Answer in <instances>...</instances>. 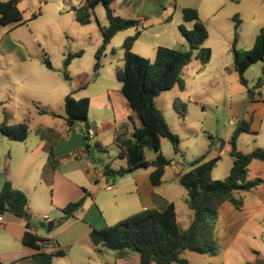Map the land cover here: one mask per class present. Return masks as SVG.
<instances>
[{"label": "rangeland", "instance_id": "374dc122", "mask_svg": "<svg viewBox=\"0 0 264 264\" xmlns=\"http://www.w3.org/2000/svg\"><path fill=\"white\" fill-rule=\"evenodd\" d=\"M81 1L20 0L19 8L25 19L31 18L38 12H41V15L36 20L16 27L4 41V45L9 49H12L13 45L20 47V53H14V56L30 58L32 61L30 72L34 75L40 76V70H43L59 77L60 84H52L50 92L44 93L39 89L30 92L33 98H37L36 101L41 102L43 108L65 117V97L67 95L76 92L73 95L76 99L90 95L98 101L101 96L109 95L108 100L110 99L112 107L109 106L103 110L100 109L102 107L99 104H96L91 107L88 117L90 129L105 128L104 133L99 135L101 141L96 136L86 139V124L84 122H77L74 128L68 132L71 138L66 151H74L77 152V156L80 155L79 158H74L71 155L74 160L61 166V171H69L67 175L69 178L80 177L78 170L81 171L82 177H87L84 171L87 162H91L97 169H101L105 163L111 164L113 160H117L116 164L119 163L118 144L131 139L135 127L141 125L138 116L121 94L122 84L116 76V68L123 66V43L128 36L135 34V29L121 31L113 38L101 59V67L95 71V55L103 41L100 27L108 26L109 19L105 7L100 4L94 10L92 22L88 25H81L77 22L73 10V7L79 5ZM210 3L211 0H182L179 6L190 5L198 9L200 15L205 18L209 12ZM112 8L115 15L123 18L141 19L142 25L148 28L150 35L153 30L157 31L165 27L168 16H174L175 23L179 19V10L174 9L168 0H117L113 3ZM240 8L250 11V14L249 16L245 14L238 16V20H241L239 34L241 35V45H243V48L238 49H249L245 47L252 39L250 37L258 32L257 26L259 24L262 25L261 27L264 26V0H233L232 3H228L221 9L219 17L229 16ZM252 12L258 15L254 24L248 19ZM228 23L224 20L219 28L213 29L210 41L205 45L204 50L194 51L191 64L185 67L181 74L184 88L178 84L175 88L160 93L155 100L156 106L167 119L172 131L180 137L178 150L167 140L162 144V154L171 160V167L167 171L166 185L173 189L172 196L178 203L179 225L182 230L188 228L185 211L189 213L191 210L187 206H183L186 190L179 184H175L173 187L174 184L170 181V177L173 175L172 171L190 169L195 159L202 155L208 158L210 150L213 154H218L222 149H225L226 153L212 170L213 180L225 179L233 164L230 140L237 123L242 119L252 121V131L258 134H242L238 142L239 150L248 154L258 148L264 149V84L258 89H254L259 79L263 77L264 60L252 65L245 74L249 88L254 89L255 98L260 100V102L254 103L249 97L247 89L240 84L239 75L234 70L232 46L224 41L223 34H221V30H225L229 26ZM234 23H236L235 20ZM5 32H9V29H6ZM162 40V38L138 40L134 45L133 52L154 61L158 47L156 42H162ZM170 44L174 48L189 49V44L184 37L182 43L174 40ZM209 44L213 48L211 60L205 59L207 48H211L208 46ZM80 50L84 51V55L74 59L66 67L67 56ZM8 55L11 54L0 50V58ZM44 57L50 59L52 70H48L44 65ZM22 90L26 93L29 92L24 87ZM176 98H180L186 104V116L183 119L173 108ZM105 102L107 105V100ZM29 105L31 106L28 111L35 113L36 118L42 120L46 125L45 127L42 123L41 133L47 129L45 135L47 133H52L54 136L56 134L67 135L64 118L55 117L52 113L40 116L35 105L31 102ZM13 114L15 116L17 114L19 117L20 112L15 109ZM115 117L117 127L114 126ZM38 128V125L32 124L30 129V131L32 130V139L36 135L40 136V133L36 134ZM120 128L123 130V135L117 140L115 131H119ZM5 141L8 146L23 147L17 140ZM97 144L103 146L106 152L98 150ZM87 145L92 147V155L89 157H85L81 153L82 151L86 152ZM83 146L85 148L81 149ZM4 150L7 157L11 149L6 146ZM146 157L155 160L157 153L153 150H146ZM114 168H117L114 174L116 182L121 181L118 176L123 173L121 165L114 166ZM90 172L93 173V170ZM259 173L263 174L264 172L260 171ZM252 174H254V165L250 168L249 177ZM60 185L58 174L57 178H54V190L49 191V202H54L53 204L56 206L61 204ZM89 186H95V182H90ZM90 192H92V188ZM99 192L101 196L107 197V193L102 187ZM243 198L245 204H250L255 199L264 204V185L259 187V192L253 190L243 193ZM62 209V207L56 208L55 212L50 214L51 219L46 223L55 222V230L65 222V214ZM229 218L230 216L227 217V220L234 224L233 218L230 220ZM37 221L35 215L32 220L33 225L46 234L47 227L40 226ZM226 224V216H221L216 226L215 240L219 247L216 255L188 251L183 254V257L188 260L189 264H247L256 260L257 253L264 258V212L256 215L250 224H247L233 237L228 234ZM102 251L104 253L99 255L104 262L110 261L114 264H138L139 262V255L130 250L113 251L107 248Z\"/></svg>", "mask_w": 264, "mask_h": 264}, {"label": "trees", "instance_id": "16d2710c", "mask_svg": "<svg viewBox=\"0 0 264 264\" xmlns=\"http://www.w3.org/2000/svg\"><path fill=\"white\" fill-rule=\"evenodd\" d=\"M115 1L117 0H84L79 7H73V10L77 22L88 25L92 22L94 10L100 4L106 9L109 25L100 27L103 41L95 55V71L101 67V59L113 38L121 31L136 30L134 35L125 39L123 66L116 68L117 79L122 84L121 94L141 122L139 127H135L132 138L125 140L120 146L119 157L126 159L128 165L126 169H121V172L127 174L137 169L152 168L150 180L154 187H158L163 183L166 168L171 165V160L162 154V140H168L178 150L180 137L172 131L167 119L156 106L155 100L160 93L171 90L178 84L184 88L182 71L192 62L194 51L204 50L203 45L209 37V32L198 9L185 7L182 9L183 21L192 23V28L181 24L179 30L186 38L189 49L158 46L155 60L151 61L133 52L134 45L142 34L141 20L115 15L112 8ZM40 15L41 12H38L31 18L25 19L19 8V0L0 1L2 26L12 24L21 26L36 20ZM234 20L236 22L235 39L232 45L234 70L239 75L240 84L247 89L249 97L254 101L256 96L254 89L264 84V67L263 77L259 79L254 89L249 88L245 74L252 65L264 60V26L261 27L251 48L238 49L240 21L238 18ZM83 55V50L70 53L65 60V66L68 67L74 59L81 58ZM44 64L48 69H53L48 57H44ZM90 105L91 100L88 97L76 99L73 94L65 97L64 119L67 131L70 132L77 122H84L87 140L90 139L88 125ZM36 107L40 114L50 112L40 103H37ZM173 108L180 118H185L186 104L180 98L175 99ZM0 131L8 138L17 141H25L29 135V127L25 123L14 125L2 123ZM242 134L257 135L252 131L251 121L242 119L233 131L230 140L233 165L225 179H212V170L220 160V156L204 162L205 155L195 159L191 164L192 169L179 178L180 185L187 192L188 208L193 212L192 222L187 229L180 228L176 206L170 203L162 210L147 209L105 228H94L91 233L94 242L103 244L114 251L130 250L137 253L138 264H189L183 257V254L188 251L215 256L219 249L215 236L221 206L228 203L232 205L234 212L240 213L245 206L243 193L264 185L263 178L249 179L250 165L254 161L264 162V149L258 148L248 154L239 151L238 142ZM96 146L99 147L98 144ZM89 149L90 145H87L85 150L89 151ZM146 150L156 152L157 158L152 161L146 159ZM53 157L54 154L51 152L50 160ZM113 173L115 172L110 166L105 167V175ZM87 196L90 194L85 191L81 199L68 203L62 209L65 221L75 218L76 213L83 208ZM0 198L5 202L8 211L16 217L29 216L28 196L23 191L15 189L10 181H6L1 187ZM43 226L48 229V224ZM30 228L31 224L27 222L22 243L37 252L21 260H26L27 264H52L55 258L65 256V250L59 248L47 252L42 245V242L47 239L32 233ZM248 264H264V260Z\"/></svg>", "mask_w": 264, "mask_h": 264}, {"label": "crops", "instance_id": "0c3cea01", "mask_svg": "<svg viewBox=\"0 0 264 264\" xmlns=\"http://www.w3.org/2000/svg\"><path fill=\"white\" fill-rule=\"evenodd\" d=\"M83 1L84 0H82L79 5L75 7H79ZM168 1L174 7V9L179 10L178 22L175 23L174 16H168L165 27L157 31L153 30L152 35H150L151 33L148 32V28L144 27L141 21L142 34L138 40H143L146 38H162V42H156V44L158 46L166 47H173V45L170 43L174 40L180 41L182 43L183 36L179 32V26L181 24H185L188 28H192V23H184L182 9L191 6L187 4L184 6H179L180 1L182 0ZM232 2L233 0H211L209 12L206 17L203 18L200 15V17L204 20L209 32V37L204 43L203 48L210 41L213 29L219 28L223 24L224 20L229 22V26L226 27L225 30H221V34H223L224 41L228 45H233L235 39L234 19L244 14L249 16L250 11L240 8L229 14V16L219 17L221 9L228 3ZM257 18L258 15L252 12L251 17L248 19L252 24H254ZM261 26L262 25L260 24L257 26L258 32ZM16 27L18 26L14 24L8 26H2L0 24V50L2 52L11 54L6 57L1 56L0 58V125L2 123H6L7 125L25 123L29 127V135L25 141H19L23 147H15L12 145H6L5 140L12 141V139L8 138L0 131V190L6 181H10L15 189L23 191L29 199L27 210L28 215L31 218L29 220V216L27 218H19L9 211L3 213L4 223L0 224V264H12L14 262H17L16 264H27L26 260L21 259L28 258L36 254L37 250L25 246L22 243L27 222H30L31 224L30 230L32 233L44 239H51L57 244V248L65 250V256L55 258L52 264H114L110 261L104 262L102 260L99 254L104 253L102 250L107 249V247H105L103 244H96L94 242L91 234L93 229H102L106 226L116 224L117 222L133 214L147 209L156 208L158 210H162L170 203H174L176 206L177 218L179 222L178 203L172 196L173 189L169 185H166L167 171L171 165L166 168V172L163 177V183L158 187H154L150 180V175L153 170L152 168L137 169L131 173L118 174V176L121 178V181L116 182L117 180L114 178V174L116 173L117 168H114V166L116 167L117 165H121V169H126L128 166L127 160L120 157L119 163L116 164L117 160H113L111 164H103L101 169H97L92 165L91 162H87L85 164L86 168H84L87 177H82L80 170H78L80 177H67L69 171H61V166L66 162H72L74 160L73 157L79 158L80 156H77V152L66 151L68 150L71 136L68 135L67 130H65V132H67L66 136H62V134H56L54 136L52 133H47L45 135L44 133L47 131V129H44V132L41 133V128L43 124L45 125V123L42 120L37 119L35 113L28 111L29 107L31 106L29 105L30 102L35 105L36 109L37 103L41 104V102L36 101L37 98L32 97L30 92H34L36 89L42 90L44 93L50 92L52 84L59 85L60 79L59 77L54 76L52 73H48L49 71L43 70H40V76L34 75L32 72H30V65L32 61L29 57H17L13 55L14 53H20V47L13 45V48L9 49L4 45L5 38L9 35V33H13L12 31H14ZM6 29H9V32H5ZM258 32L254 34V36L250 37L252 39L245 48H251L253 46ZM154 35L158 37H155ZM208 46L211 48H207L205 59L211 60L213 56V48L211 44ZM237 48H243V45H241L240 34L237 42ZM22 87L29 90V92L26 93L24 90H22ZM75 93L76 92H73L71 94L74 95ZM81 97L90 98V111L91 107L96 104H99L102 107L100 109L103 110L106 107H112L110 99L108 100V94L101 96L99 101L90 95H84ZM104 98H107L105 99L108 102L107 105ZM258 102H260V100L254 97V103ZM15 109L20 112L19 117H17V114L16 116L13 114V110L15 111ZM49 113H52L55 117L64 118L58 114H55L54 112L50 111ZM38 114L40 116L43 115L40 114L39 111ZM114 120V126L117 127L118 125L116 117ZM32 124L38 125L39 128L36 130V134L40 133V136L36 135L34 139L31 138L32 130L30 131ZM104 129V127L100 129L96 127V137L100 141L101 139L99 138V135L104 133ZM122 132V128H120L119 131H115V137L117 140L121 135H123ZM255 133L258 134L257 132ZM116 134H118V136H116ZM166 141L167 140L163 139L162 144ZM123 142L118 144L119 153L121 151L120 146ZM6 146L11 149V152H9L7 157L4 154V148ZM84 148L85 147L83 146L81 149ZM91 149L92 147L90 146L89 151H82L81 153L83 156L89 157L92 155ZM97 149L106 152L105 148L101 145H99ZM51 152L54 154L52 160H50ZM225 153V149H222L218 154H213L212 150H210L209 156L208 158H205L204 162H207L218 156H220L221 160V157ZM148 160L152 161L151 159ZM125 164L127 166H124ZM253 165L254 174H252L249 179H254L257 177H262L264 179V173H259L260 171L264 172V162L254 161L250 165V168ZM106 166H110L115 173L108 176L105 175L104 169ZM191 169L192 166L187 170L175 169L172 171L173 175H171L170 181L173 182V187H175V184L180 185L179 178ZM92 170L93 173L90 172ZM58 174L60 176L61 184L59 186L61 199V204H59L60 206L54 205V202H49V191L53 189L54 178L56 179ZM92 181L95 182V186L93 187L89 186L90 182ZM109 186H112L111 190L108 189ZM100 187H102L107 193V197L101 196L99 192ZM91 188L92 192H90ZM85 191H87L90 196H87L83 208L76 213L74 219L69 220L68 222L65 221L64 223L66 224L63 223L59 229L55 230L56 226L54 222V228L52 232L49 233L47 230V233L45 234L33 225L32 220L35 215L38 219L37 223L40 226H43L47 223L45 217L50 220V214L54 213L56 208H64L68 203L81 199L85 195ZM255 191L259 192V188ZM183 203V206L188 207L187 193L183 197ZM262 212H264V204H262L260 200L255 199L250 204H245L243 210L238 213V215H235L236 213L234 212L232 205L228 203L222 205L220 208V217L226 216V230L228 231V234L233 237L237 235L239 231L247 224H250L256 215ZM185 215L188 221L187 227H189L192 222L193 213L192 211L189 213L185 211ZM229 216V220L233 218L232 222L234 224H231V222L227 220V217ZM45 250L47 252L53 251L46 248ZM263 260V256L257 253V258L254 262Z\"/></svg>", "mask_w": 264, "mask_h": 264}, {"label": "built area", "instance_id": "2783aa9c", "mask_svg": "<svg viewBox=\"0 0 264 264\" xmlns=\"http://www.w3.org/2000/svg\"><path fill=\"white\" fill-rule=\"evenodd\" d=\"M96 136V130L94 129H90L89 130V137H95ZM109 190L112 189V186H109L108 187ZM45 220L46 221H49V219L47 217H45ZM4 223V217H3V214L0 213V224H3ZM42 245L44 247V249H50V250H54L57 248V244L52 241L51 239H47L45 241L42 242Z\"/></svg>", "mask_w": 264, "mask_h": 264}, {"label": "water", "instance_id": "95a60500", "mask_svg": "<svg viewBox=\"0 0 264 264\" xmlns=\"http://www.w3.org/2000/svg\"><path fill=\"white\" fill-rule=\"evenodd\" d=\"M7 211H8V209H7V207H6L5 202L2 201L1 198H0V213L3 214V213H5V212H7ZM30 218H31V217L29 216V217H28V220H29ZM53 228H54V222H49V223H48V229H47L48 232H49V233L52 232Z\"/></svg>", "mask_w": 264, "mask_h": 264}]
</instances>
